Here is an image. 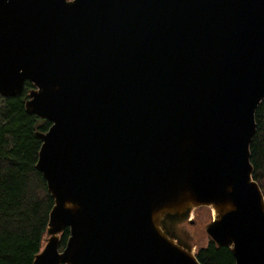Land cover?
<instances>
[{"label":"water","instance_id":"1","mask_svg":"<svg viewBox=\"0 0 264 264\" xmlns=\"http://www.w3.org/2000/svg\"><path fill=\"white\" fill-rule=\"evenodd\" d=\"M26 81L53 200L31 264H201L170 224L198 206L235 264H264V0H0V96Z\"/></svg>","mask_w":264,"mask_h":264},{"label":"trees","instance_id":"2","mask_svg":"<svg viewBox=\"0 0 264 264\" xmlns=\"http://www.w3.org/2000/svg\"><path fill=\"white\" fill-rule=\"evenodd\" d=\"M32 84L19 95L0 98V264H31L41 249L53 200L35 162L41 140L36 130L49 121L29 114L24 100ZM255 131L249 143L252 177L264 195V100L254 110ZM68 229L59 233L63 246ZM201 264H235L229 247L211 239L195 250Z\"/></svg>","mask_w":264,"mask_h":264},{"label":"rangeland","instance_id":"3","mask_svg":"<svg viewBox=\"0 0 264 264\" xmlns=\"http://www.w3.org/2000/svg\"><path fill=\"white\" fill-rule=\"evenodd\" d=\"M212 218L210 207L198 206L193 209L189 218H181L176 222L171 221L170 224L176 230L178 239L187 242L195 251L198 247L205 245L210 240L205 228L212 221Z\"/></svg>","mask_w":264,"mask_h":264},{"label":"bare ground","instance_id":"4","mask_svg":"<svg viewBox=\"0 0 264 264\" xmlns=\"http://www.w3.org/2000/svg\"><path fill=\"white\" fill-rule=\"evenodd\" d=\"M190 214H191V212H190ZM211 214H212V217L216 218L218 216V211L216 209L211 208ZM156 224L161 229V231H164L163 227L160 224H158V223H156ZM173 241L176 242L175 239H173Z\"/></svg>","mask_w":264,"mask_h":264},{"label":"flooded vegetation","instance_id":"5","mask_svg":"<svg viewBox=\"0 0 264 264\" xmlns=\"http://www.w3.org/2000/svg\"><path fill=\"white\" fill-rule=\"evenodd\" d=\"M29 91V90H28Z\"/></svg>","mask_w":264,"mask_h":264}]
</instances>
